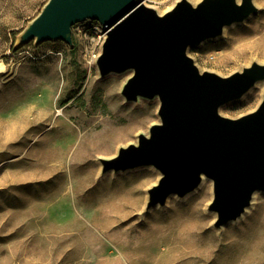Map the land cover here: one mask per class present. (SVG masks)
<instances>
[{
  "label": "rangeland",
  "instance_id": "1",
  "mask_svg": "<svg viewBox=\"0 0 264 264\" xmlns=\"http://www.w3.org/2000/svg\"><path fill=\"white\" fill-rule=\"evenodd\" d=\"M45 1L0 0V264H264L263 191L255 192L245 214L217 228L215 213L207 210L212 185L206 178L185 196L173 194L145 212L157 169L100 173L99 157L114 155L159 121V100L126 101L120 91L129 71L99 75L101 28L94 20L72 25L73 46L47 40L13 51L15 35ZM140 1L161 13L176 0ZM253 2L257 10L245 20L188 47L200 70L227 75L252 60L264 62L262 53H234V39L264 34V0ZM263 93L264 79L219 111L239 116ZM45 104L48 120L19 137L17 111ZM55 123L78 129L58 136ZM48 146L66 164L55 174L39 161Z\"/></svg>",
  "mask_w": 264,
  "mask_h": 264
},
{
  "label": "water",
  "instance_id": "2",
  "mask_svg": "<svg viewBox=\"0 0 264 264\" xmlns=\"http://www.w3.org/2000/svg\"><path fill=\"white\" fill-rule=\"evenodd\" d=\"M256 10L253 0H176L161 13L140 0H46L15 35L12 48L47 40L73 46V24L91 19L105 25L95 59L99 75L129 71L122 96L157 97L159 121L114 155L99 157L100 173L157 169L145 212L173 194L185 196L206 178L212 185L207 210L215 213L213 226L221 228L246 211L256 191L264 192V93L254 109L239 116L219 111L264 79V62L252 60L220 75L200 70L187 49Z\"/></svg>",
  "mask_w": 264,
  "mask_h": 264
},
{
  "label": "bare ground",
  "instance_id": "3",
  "mask_svg": "<svg viewBox=\"0 0 264 264\" xmlns=\"http://www.w3.org/2000/svg\"><path fill=\"white\" fill-rule=\"evenodd\" d=\"M258 30L259 29L256 28L253 31L256 32ZM234 45H235L234 53L238 56L243 53H247V52H249L251 55L255 53L264 54V34L256 38L249 37V38L243 39V41H240V42L239 40L234 39ZM4 68H5V64L3 62H0V70H3ZM49 116H50V111H49L48 104H45L43 107H40L37 109H35L34 107H29V106L19 109L16 113L15 120H14V125H15V130H16L17 135L19 137H24V135L30 130L37 131L39 126L48 120ZM63 124L55 123L51 126V128L54 129L56 135L60 136V134H63L66 132H73L74 129H78L77 125L75 124L73 125L71 124L69 129H64L62 127ZM95 125H97V123H95ZM54 148H55L54 146L52 147L48 146L47 152L39 156V161L49 163L47 167L50 169L51 172L55 174L57 171L63 170L66 164L64 160L62 159H59V158L55 159ZM90 150L91 148H89V151ZM88 157L89 155L86 153L84 156L81 157V162H86ZM70 159L71 158H69V161ZM132 189L136 191L137 190L136 185H133ZM248 209L249 207L246 209V212ZM243 214H245V212ZM78 231L79 229H76V231L74 230L71 234L77 233Z\"/></svg>",
  "mask_w": 264,
  "mask_h": 264
},
{
  "label": "built area",
  "instance_id": "4",
  "mask_svg": "<svg viewBox=\"0 0 264 264\" xmlns=\"http://www.w3.org/2000/svg\"><path fill=\"white\" fill-rule=\"evenodd\" d=\"M95 21V20H94ZM97 22L98 26L101 28L99 31V34H98V37L101 39V42L105 36V32H106V26L105 25H102L100 22L98 21H95Z\"/></svg>",
  "mask_w": 264,
  "mask_h": 264
},
{
  "label": "trees",
  "instance_id": "5",
  "mask_svg": "<svg viewBox=\"0 0 264 264\" xmlns=\"http://www.w3.org/2000/svg\"><path fill=\"white\" fill-rule=\"evenodd\" d=\"M13 49V48H12ZM13 51H15V50H13Z\"/></svg>",
  "mask_w": 264,
  "mask_h": 264
}]
</instances>
